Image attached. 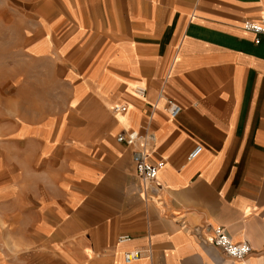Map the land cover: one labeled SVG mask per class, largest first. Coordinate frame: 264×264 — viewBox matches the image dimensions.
Listing matches in <instances>:
<instances>
[{
    "label": "crops",
    "instance_id": "crops-1",
    "mask_svg": "<svg viewBox=\"0 0 264 264\" xmlns=\"http://www.w3.org/2000/svg\"><path fill=\"white\" fill-rule=\"evenodd\" d=\"M32 3L25 47L68 93L58 112L0 115V264H264V34L243 27L264 0ZM123 129L153 134L157 182ZM215 225L250 252L206 240Z\"/></svg>",
    "mask_w": 264,
    "mask_h": 264
},
{
    "label": "rangeland",
    "instance_id": "rangeland-1",
    "mask_svg": "<svg viewBox=\"0 0 264 264\" xmlns=\"http://www.w3.org/2000/svg\"><path fill=\"white\" fill-rule=\"evenodd\" d=\"M32 0H0V115L32 119L63 109L68 89L45 60L25 47L34 17ZM42 71V72H41Z\"/></svg>",
    "mask_w": 264,
    "mask_h": 264
},
{
    "label": "built area",
    "instance_id": "built-area-1",
    "mask_svg": "<svg viewBox=\"0 0 264 264\" xmlns=\"http://www.w3.org/2000/svg\"><path fill=\"white\" fill-rule=\"evenodd\" d=\"M243 27L253 31L255 34L262 33L264 34V18L261 19H245L243 21ZM258 38L256 37V40ZM145 86L138 84L134 87V91L143 95L145 93ZM159 95L163 96L165 100V108L167 113L174 117L182 109L181 104L176 102L174 99L166 96L163 92H159ZM126 104L120 103L115 104L112 109L114 112H123L126 110ZM153 134L151 132H138L131 129H123L116 133L115 139L118 142H123L127 145L132 146V160L134 163L135 170L140 176L143 184L150 182H157V174L159 168L163 165V159H158L153 161L150 159L152 152L151 143L153 141ZM202 149L201 144H196L188 153L187 158L192 159L199 154ZM213 236L209 239H206L212 242L214 245L220 247L227 255L234 258H243L251 250V245L247 241H234L229 234L224 230L220 225L213 226ZM128 234H121L119 240L128 239ZM147 251H150V248H147ZM143 250L140 248L128 249L123 252V258L126 262L136 259L141 256Z\"/></svg>",
    "mask_w": 264,
    "mask_h": 264
}]
</instances>
